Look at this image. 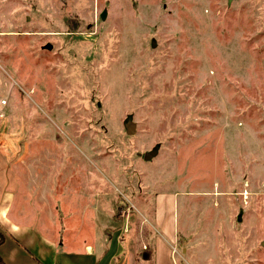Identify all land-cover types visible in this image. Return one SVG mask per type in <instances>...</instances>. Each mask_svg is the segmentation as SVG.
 <instances>
[{
  "label": "rangeland",
  "instance_id": "rangeland-1",
  "mask_svg": "<svg viewBox=\"0 0 264 264\" xmlns=\"http://www.w3.org/2000/svg\"><path fill=\"white\" fill-rule=\"evenodd\" d=\"M0 113L31 202L127 264L158 230L167 264H264V0H0Z\"/></svg>",
  "mask_w": 264,
  "mask_h": 264
},
{
  "label": "crops",
  "instance_id": "crops-1",
  "mask_svg": "<svg viewBox=\"0 0 264 264\" xmlns=\"http://www.w3.org/2000/svg\"><path fill=\"white\" fill-rule=\"evenodd\" d=\"M33 182L24 187L26 183L11 168L0 148V231L5 237L0 245V256L5 264H127L125 256L130 248L124 242L121 244L115 232L107 234L93 230L92 241L79 233L89 229L90 219H82L71 228L63 225L53 214L45 184L40 186L39 190H44L33 200L35 205L31 204L32 197L37 196V183ZM68 231L74 237L70 240L79 242L81 239L85 248H77L73 241L63 240ZM158 234L160 252L156 244L154 264H167L164 260L173 252L169 254L164 234L159 230Z\"/></svg>",
  "mask_w": 264,
  "mask_h": 264
},
{
  "label": "water",
  "instance_id": "water-1",
  "mask_svg": "<svg viewBox=\"0 0 264 264\" xmlns=\"http://www.w3.org/2000/svg\"><path fill=\"white\" fill-rule=\"evenodd\" d=\"M232 1L233 0H228V5H230L232 3ZM106 16H107V12L104 11L101 14V19L105 20ZM46 48L48 50H51L52 49V45H47ZM124 127L126 129L127 135L132 136V135H134L136 133V123L133 122L131 117H129L126 120V122L124 123ZM158 152H159V146H155L151 151H148V152L144 153L143 159L145 161H151L152 159H154L158 155ZM141 155H142L141 153L138 154V156H141ZM238 221H241V216H239Z\"/></svg>",
  "mask_w": 264,
  "mask_h": 264
},
{
  "label": "trees",
  "instance_id": "trees-1",
  "mask_svg": "<svg viewBox=\"0 0 264 264\" xmlns=\"http://www.w3.org/2000/svg\"><path fill=\"white\" fill-rule=\"evenodd\" d=\"M5 237L3 235V233L0 231V245H2L4 243ZM0 264H5L3 259L0 256Z\"/></svg>",
  "mask_w": 264,
  "mask_h": 264
},
{
  "label": "built area",
  "instance_id": "built-area-1",
  "mask_svg": "<svg viewBox=\"0 0 264 264\" xmlns=\"http://www.w3.org/2000/svg\"><path fill=\"white\" fill-rule=\"evenodd\" d=\"M1 104H2V105H6V104H7V101L4 100V101H2ZM0 117H4V114H1V113H0Z\"/></svg>",
  "mask_w": 264,
  "mask_h": 264
}]
</instances>
